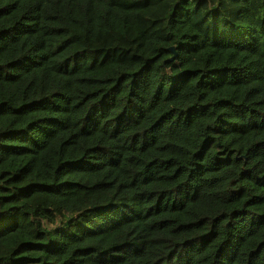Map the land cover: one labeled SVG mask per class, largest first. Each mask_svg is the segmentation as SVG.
I'll return each mask as SVG.
<instances>
[{
    "label": "trees",
    "instance_id": "1",
    "mask_svg": "<svg viewBox=\"0 0 264 264\" xmlns=\"http://www.w3.org/2000/svg\"><path fill=\"white\" fill-rule=\"evenodd\" d=\"M0 264H264V0H0Z\"/></svg>",
    "mask_w": 264,
    "mask_h": 264
}]
</instances>
